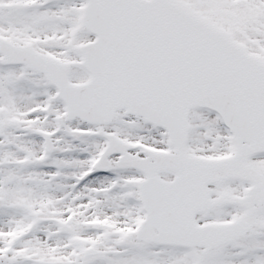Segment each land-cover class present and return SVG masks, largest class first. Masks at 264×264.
<instances>
[{"label":"snow or ice","instance_id":"1","mask_svg":"<svg viewBox=\"0 0 264 264\" xmlns=\"http://www.w3.org/2000/svg\"><path fill=\"white\" fill-rule=\"evenodd\" d=\"M0 264H264V0H0Z\"/></svg>","mask_w":264,"mask_h":264}]
</instances>
